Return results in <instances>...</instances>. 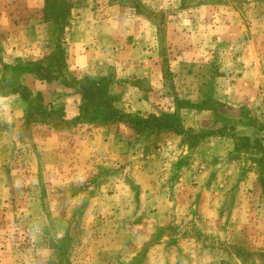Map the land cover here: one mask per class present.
<instances>
[{
	"label": "rangeland",
	"instance_id": "374dc122",
	"mask_svg": "<svg viewBox=\"0 0 264 264\" xmlns=\"http://www.w3.org/2000/svg\"><path fill=\"white\" fill-rule=\"evenodd\" d=\"M10 1L0 0V19L4 18V25H0V79L23 83L21 67L42 73L49 70L46 58L55 50V31L43 15V39L34 50L39 49L44 55L36 60L17 61L15 46L7 40L11 37L5 23L7 8L15 4L22 11L27 0ZM30 1L34 8L42 6L44 10L45 0ZM216 1L222 6V21L236 19L247 27L249 38L248 50L241 41L238 45L232 42L234 46L226 42L221 49L222 89L228 85L243 91V79L238 80V76L256 65L260 76L250 90L232 93L228 102L211 98L197 101L185 97L190 93L177 91V83L186 80L173 75L176 68L165 34L166 14L159 12L152 16L159 27L156 65L161 70L162 82L149 101L141 100L143 106L144 101L152 104H147L145 111L137 109L138 104L132 102L135 96L127 89L130 81L118 78L112 70L106 73L112 78L107 92L123 112L168 117L172 128L137 135L113 121L80 124L69 119L65 110L72 116L77 104L73 91L80 89L87 78L102 75L69 77L74 85L63 91L68 90L70 96L60 94L53 84L45 88L48 92L42 97L47 111L28 115L25 103V123L21 129L11 132L5 126L7 121H3L0 264H148L150 246L169 237L163 245L181 252V244L188 242L184 236L189 235L196 236L199 243L197 248L196 241L189 242L194 249L190 262L207 258L228 264H264V161L254 149L235 150L232 138L233 134L248 136L252 145L256 139L264 145V0ZM145 14L148 16V12ZM205 15L208 12H195L194 18ZM180 18L183 28L190 18ZM178 99L197 106L177 109ZM182 150L187 154L183 156ZM193 161L197 168L191 175L188 169L192 170ZM145 167L152 172L157 170L160 175L155 177L160 180L157 182L146 173L139 175ZM207 169L211 170L210 175L203 180L209 184L206 188L196 186L195 173ZM187 195L194 201L202 196L205 200L189 204ZM113 196H125L132 204L104 203ZM158 196L173 197L175 210L172 208L169 223L165 218L159 219L158 225L150 217L145 219L146 213L155 212ZM125 228L136 232L133 242L126 238ZM131 243L141 246L142 256L127 262L126 256H119L116 251ZM157 255L158 264H163L164 252ZM180 256L181 253L175 260H181Z\"/></svg>",
	"mask_w": 264,
	"mask_h": 264
},
{
	"label": "crops",
	"instance_id": "0c3cea01",
	"mask_svg": "<svg viewBox=\"0 0 264 264\" xmlns=\"http://www.w3.org/2000/svg\"><path fill=\"white\" fill-rule=\"evenodd\" d=\"M16 1L21 2L22 0ZM187 1L189 3H186V0H133V3H123L121 0L115 2H110V0H85L83 3H77V0H74L75 3L73 2L74 5L68 17L69 24L64 36L65 68L61 73L48 76L40 70L21 67L23 72L22 82L33 93H40L43 97H45V93L48 92L47 89L52 84L53 89L56 87L60 90V94L70 96L71 93L68 90L63 91L64 88L68 89L74 85L69 77L71 79L78 75L84 77L102 75L101 77H103L106 76L109 70H112L115 71L113 73L118 78L130 81L127 89L129 93H133L135 96L132 102L134 105L138 104L137 109L143 110L148 102L144 101L145 105L143 106L141 100L149 101L150 96L156 93L159 84L162 82L161 70L156 65L159 27L152 16V14L155 15L160 12L166 14L165 34L166 39H169L168 45L172 51V65L176 68L173 75L186 80L183 83H177V91L190 93L189 95L185 94V97L197 101L211 98L218 102H221V100L228 102L229 99L231 100L232 93H239L240 89L243 93L244 90L247 91L256 86L258 76H260L257 74L259 69L256 65L249 66V70L243 71L244 74L238 76V80L239 78L243 79V91L241 87L233 89L227 85V88L223 90L221 86V49H223L226 42H228L227 45L232 42H236L238 45L241 41L248 50L247 27L236 21V19L222 21V6L216 0H193V3H190L192 0ZM10 2L13 3L14 1L11 0ZM30 2V0H27V4L24 5L22 11L18 10L15 4L7 8L9 12H7L5 23L7 29L11 32V37L7 40L12 43L13 47L15 46L14 53H16L15 57H18L17 61L36 60L44 55V53H39V49L34 50L43 39L40 32L46 26V23L42 20V6L34 8V5H31ZM199 11L208 12L209 15H205L200 19L194 18V13ZM20 12H23L22 16ZM146 12H148V16L145 14ZM168 13L170 14L167 15ZM183 15L189 17L190 20L181 28L182 22L179 19L182 20L180 17ZM35 17L37 20L33 22L32 19ZM3 19H0L1 26L4 25ZM255 61L258 62L256 58ZM143 85L146 86L145 89ZM73 92L76 94L73 97L76 99L77 104L72 116H69V113L65 110V115L69 119H74L78 114L82 93L81 87ZM125 92L127 91L125 90ZM200 93H202V96L199 95ZM24 109L25 102L19 96L0 97V126L4 124L3 121H7L5 126L9 127L11 132L18 129V127L21 129L20 127H23L25 123ZM8 123L10 124L8 125ZM3 133L0 129V140L3 139L1 138ZM11 138L13 139V136ZM186 154L183 151V156ZM191 168L192 170L188 169V171L193 175L194 171L196 172L197 163L193 161ZM149 169L150 167H145L143 170H139L138 174L146 173L151 177H155L156 174L160 175L157 170L152 172ZM210 171V169H207L205 172L195 173V185L198 184V187L206 188L209 183L204 182L203 178L208 177ZM156 180L158 182L160 177H157ZM185 188L187 190V186ZM123 197L125 196H113L105 199L104 203L112 206L132 204L130 200ZM187 198L189 204L194 205L201 204L205 200L203 196L200 197L199 201H194V198H189L188 195ZM156 201L155 212L146 213L145 219L150 217V220L158 225L159 219L165 218L169 223L172 208L173 211L175 210L173 197L158 196ZM161 205L165 207H160ZM130 217L133 216L130 215ZM135 217L138 218L139 215H135ZM117 219L121 220V216H118ZM124 232L126 238L133 242L136 232L128 228H125ZM118 236L121 237L122 233L118 232ZM184 237L187 238L188 242L181 244V252H178V248L163 245V241H168L169 237H164L160 244L156 243L150 246L148 255H146L148 264H158L157 253L162 252L165 256L163 264H228L219 260L211 261L207 258L203 261L194 260L190 262V252L194 249H192V244H189V242L190 240L196 241L198 248V238L190 235ZM148 239L150 240L151 237ZM134 245L136 244L131 243L118 247L117 255H125V261L127 262L133 261L139 254L142 256L141 246ZM179 253H181V260L177 261L175 259ZM200 257L202 256L200 255Z\"/></svg>",
	"mask_w": 264,
	"mask_h": 264
},
{
	"label": "trees",
	"instance_id": "16d2710c",
	"mask_svg": "<svg viewBox=\"0 0 264 264\" xmlns=\"http://www.w3.org/2000/svg\"><path fill=\"white\" fill-rule=\"evenodd\" d=\"M74 3L72 0H45L43 15L45 20L51 21L55 31V50L46 58L49 70L48 76L54 73H61L66 66V53L64 36L69 24L68 17ZM111 77L103 76L99 78H87V82L80 84L81 99L78 107V114L74 118L80 124H93L100 122H117L130 128L135 134L142 135L151 131L170 129L173 127L172 121L167 117L148 115L141 117L125 113L117 108L107 92ZM19 96L27 105L26 114L33 112H46L43 98L40 93H33L23 83H13L6 77L0 79V97ZM197 105L188 100H177V109H192ZM235 140V150L254 149L259 153L260 160L264 161V145L259 140H255L252 145L248 136L232 135Z\"/></svg>",
	"mask_w": 264,
	"mask_h": 264
}]
</instances>
